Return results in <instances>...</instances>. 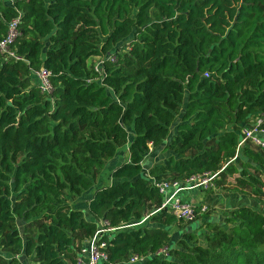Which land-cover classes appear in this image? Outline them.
<instances>
[{
    "label": "trees",
    "instance_id": "16d2710c",
    "mask_svg": "<svg viewBox=\"0 0 264 264\" xmlns=\"http://www.w3.org/2000/svg\"><path fill=\"white\" fill-rule=\"evenodd\" d=\"M17 18L23 61L0 54V264H75L100 220L139 223L160 207L152 180L183 185L224 167L216 188L235 177L233 191L263 202L264 149H236L264 112V0H0V39ZM41 67L49 95L31 75ZM148 144L169 155L144 171ZM122 148L112 184L93 188ZM90 190L85 213L62 204ZM220 220L196 219L172 241L177 221L162 210L104 237L101 264L171 242L168 258L139 264H264V215L244 206Z\"/></svg>",
    "mask_w": 264,
    "mask_h": 264
},
{
    "label": "built area",
    "instance_id": "2783aa9c",
    "mask_svg": "<svg viewBox=\"0 0 264 264\" xmlns=\"http://www.w3.org/2000/svg\"><path fill=\"white\" fill-rule=\"evenodd\" d=\"M4 3L12 5L13 0H2ZM19 18L12 20L8 24L6 35L0 39V54L5 59H12L16 61H23V59L17 56L12 49L13 44L17 37ZM111 63L115 62L114 57L110 56L105 58ZM102 65V60H101ZM101 67V66H100ZM100 67H94V70L101 73ZM31 75L36 82L37 89L42 95H49L52 92V86L50 83V72L41 67L38 70H31ZM204 78H208L209 74L204 73ZM240 141L238 143L236 152L239 147L248 146L249 148L256 150L264 149V112L258 113L249 122L240 129ZM151 144H148L149 151L151 150ZM236 157H234L235 159ZM232 159L230 162H232ZM224 170V167L215 173H204L202 175L193 176L186 180L184 184L180 182L161 181L155 182L152 180V185L162 196V203L158 209L152 214H156L162 210H165L168 214L172 215L177 222L192 223L196 220L197 214L194 206L182 198V193L199 189L203 192L212 189L215 186V181L218 180V175ZM207 211L206 206L200 207V214L203 215ZM149 216H145L139 223L122 224L117 227H109V224L100 220L97 224V229L94 235L85 241L81 246L77 257L75 258V264H101L107 261L106 248L107 242L103 241L104 237H109L114 233L122 232L131 228H136L147 222ZM168 247H163L157 250L153 254L147 256L138 257L137 255H131L128 264H139L148 258L155 256L161 258H168Z\"/></svg>",
    "mask_w": 264,
    "mask_h": 264
},
{
    "label": "crops",
    "instance_id": "0c3cea01",
    "mask_svg": "<svg viewBox=\"0 0 264 264\" xmlns=\"http://www.w3.org/2000/svg\"><path fill=\"white\" fill-rule=\"evenodd\" d=\"M173 134V132H172ZM169 154L162 152L159 149H153L151 148L150 151H148L146 157L144 158L142 162V169L144 171H147L150 167L153 165L159 164L161 161H163ZM125 159L122 157V161L118 162L117 164H121L124 161H128V153H125ZM111 163V162H110ZM112 163L116 164V161H113ZM231 190L226 189L222 190V187L216 188L214 186L211 190L208 191H201L199 189H194L193 191L182 193V198L188 202H190L194 208H200L201 206H206L209 208V212L211 210V215L207 219L211 220L212 222H220L216 220L220 215L228 214L234 210H237L240 207L248 206L247 200L248 197L244 195H239L235 191L232 190V187H230ZM93 191V190H92ZM92 191L90 197L92 196ZM250 199V198H249ZM89 200V199H88ZM222 200V201H221ZM249 207V206H248ZM219 208V210H218ZM217 211L220 212L218 215ZM223 211V212H222ZM222 212V213H221ZM206 218L199 219L200 222H204ZM179 231L178 228L169 229V235L173 233V231ZM184 232H180L179 235L183 234ZM178 239V238H177ZM176 239V240H177Z\"/></svg>",
    "mask_w": 264,
    "mask_h": 264
},
{
    "label": "rangeland",
    "instance_id": "374dc122",
    "mask_svg": "<svg viewBox=\"0 0 264 264\" xmlns=\"http://www.w3.org/2000/svg\"><path fill=\"white\" fill-rule=\"evenodd\" d=\"M101 60L102 59L100 57H93V58L88 60V66L90 68L100 67L101 66ZM175 125H176V122L174 121V124H172V126L170 128V133L174 131ZM122 149H123L122 156L121 157L117 156L118 158L116 157V159H115V161L117 163L122 161V157H124L123 159H125L124 155H125V153L127 151H126V148H122ZM119 153H118V155H119ZM113 165H114V163H112V162L109 163V161H108L106 164H104V166H102L100 168L99 174L97 175L96 179L94 180L93 188L112 184L113 181L110 178V172H111V169H112ZM234 178L233 177L228 178L226 180V183H228V184L226 186H224V185L221 186L222 190H226V189L231 190L230 187L234 186ZM261 179L263 181L262 190L264 192V175H262ZM90 195H91L90 191L85 193V194H83L79 198H72V197H70L68 195H65L62 198V204L63 205H69L70 207L75 208V209H80V210H82L85 213L86 204L88 202V199L90 198ZM247 205L249 207L255 209L256 211H259L260 213H262L264 215V198H263V202H259L256 199H251V198L249 199L248 198ZM196 210H198V211H196ZM218 210H219V208H218ZM195 211H196V214H197V218H196L197 220H199L200 218H205V217L208 218L209 215H211V210L209 212V208L208 207H207V211L204 213L205 215L203 214V216L199 215L200 214V212H199L200 208H196ZM217 213H218V215L220 214L219 211H217ZM221 216L222 215H220V217H218L216 220L218 221L221 218ZM190 225H191V227H193L194 223L193 224H187V223H183V222H177V224H176L177 227L174 226L173 228L174 229L178 228L179 231H177V232H176V230L173 231V233L171 234L172 241H175L177 238H179V233L180 232L189 231L190 230V228H189ZM196 231L197 232H194V233H196V235H197L198 242L203 243V237H204L205 231L204 232H198L199 229L196 230ZM171 243H172V245H169V248L174 246L173 242H171ZM19 258L21 259L23 264H34L29 258H24V257L21 258V256Z\"/></svg>",
    "mask_w": 264,
    "mask_h": 264
}]
</instances>
